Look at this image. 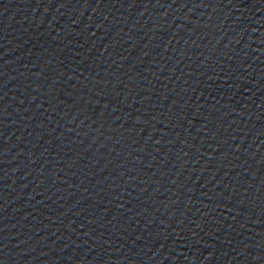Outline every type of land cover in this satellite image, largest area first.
<instances>
[{
    "label": "water",
    "instance_id": "obj_1",
    "mask_svg": "<svg viewBox=\"0 0 264 264\" xmlns=\"http://www.w3.org/2000/svg\"><path fill=\"white\" fill-rule=\"evenodd\" d=\"M0 264H264V0H0Z\"/></svg>",
    "mask_w": 264,
    "mask_h": 264
}]
</instances>
